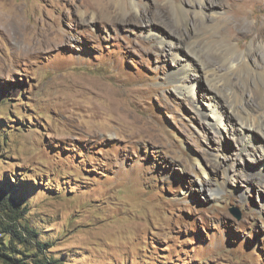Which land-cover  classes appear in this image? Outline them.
Returning a JSON list of instances; mask_svg holds the SVG:
<instances>
[{"label": "rangeland", "instance_id": "rangeland-1", "mask_svg": "<svg viewBox=\"0 0 264 264\" xmlns=\"http://www.w3.org/2000/svg\"><path fill=\"white\" fill-rule=\"evenodd\" d=\"M188 1L0 0V187L35 236L0 264H264L261 141L205 115L196 60L173 78L200 21ZM232 21L247 47L264 10Z\"/></svg>", "mask_w": 264, "mask_h": 264}, {"label": "bare ground", "instance_id": "bare-ground-1", "mask_svg": "<svg viewBox=\"0 0 264 264\" xmlns=\"http://www.w3.org/2000/svg\"><path fill=\"white\" fill-rule=\"evenodd\" d=\"M197 1L195 3L189 0V7L178 4L185 13V23L189 9L199 16L200 21L194 26V33L191 36L189 48L191 58L188 57L181 64L173 74V78H176L178 73L181 77L189 76L193 69L198 72L191 62V59L196 60L208 81L207 88L214 95L212 100L206 102L205 115L211 116L215 124L222 119L220 118L222 107L233 113L240 126L242 138L240 146L243 149L256 147L253 139L257 136L261 141L257 147L264 155V44L259 42L260 39H264V25L259 26L257 23L251 24L247 21L249 24L247 30L252 29L255 32L247 47H244L247 33L240 30L233 31L230 27L233 19L236 26L240 23V14L245 12L247 7L259 12L263 11L264 0H209L207 3L206 0ZM147 14V11H143L140 18H145ZM213 16H221V19H214ZM126 20L140 22L135 15H130ZM166 31L176 36L174 30L166 29ZM203 51L210 55L211 60L201 55ZM258 78L263 84L258 83ZM195 81L187 83L185 87L176 84L175 88L179 93L185 89V93L193 95ZM217 95L223 97L224 101L214 99ZM255 171L264 174V162ZM214 200H217L216 196Z\"/></svg>", "mask_w": 264, "mask_h": 264}, {"label": "trees", "instance_id": "trees-1", "mask_svg": "<svg viewBox=\"0 0 264 264\" xmlns=\"http://www.w3.org/2000/svg\"><path fill=\"white\" fill-rule=\"evenodd\" d=\"M21 196L19 195H10L8 190L0 187V214H4L6 220L0 217V232L2 233L0 236V260L6 261L10 259V255L8 254V250L10 249V245H12L11 237L18 240L19 243L25 244L30 243L32 239H35L34 234L31 232H27L30 236L29 240L24 235V232L20 229L19 221L24 216V209L21 205ZM26 227V226H24ZM9 236L8 241H6L5 237ZM36 249L39 252L42 250L50 248L49 246H42L39 242L35 243ZM12 253V252H10ZM44 253V252H43ZM44 256L45 253H44ZM32 264H56V262H49L46 258H37L30 260Z\"/></svg>", "mask_w": 264, "mask_h": 264}]
</instances>
